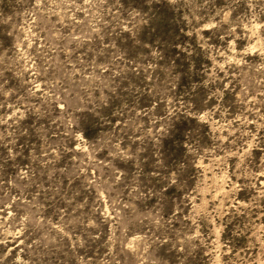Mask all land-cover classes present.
I'll list each match as a JSON object with an SVG mask.
<instances>
[{"label": "rangeland", "instance_id": "obj_1", "mask_svg": "<svg viewBox=\"0 0 264 264\" xmlns=\"http://www.w3.org/2000/svg\"><path fill=\"white\" fill-rule=\"evenodd\" d=\"M0 264H264V0H0Z\"/></svg>", "mask_w": 264, "mask_h": 264}]
</instances>
